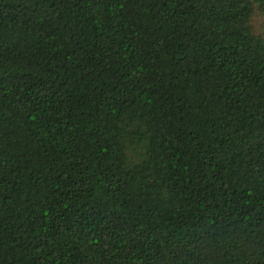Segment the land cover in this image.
<instances>
[{
  "label": "trees",
  "instance_id": "16d2710c",
  "mask_svg": "<svg viewBox=\"0 0 264 264\" xmlns=\"http://www.w3.org/2000/svg\"><path fill=\"white\" fill-rule=\"evenodd\" d=\"M0 264H264V0H0Z\"/></svg>",
  "mask_w": 264,
  "mask_h": 264
},
{
  "label": "rangeland",
  "instance_id": "374dc122",
  "mask_svg": "<svg viewBox=\"0 0 264 264\" xmlns=\"http://www.w3.org/2000/svg\"><path fill=\"white\" fill-rule=\"evenodd\" d=\"M253 25L255 27V30L258 31L261 27V24H262V19L260 17V15L256 14L253 18Z\"/></svg>",
  "mask_w": 264,
  "mask_h": 264
}]
</instances>
